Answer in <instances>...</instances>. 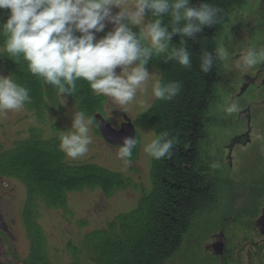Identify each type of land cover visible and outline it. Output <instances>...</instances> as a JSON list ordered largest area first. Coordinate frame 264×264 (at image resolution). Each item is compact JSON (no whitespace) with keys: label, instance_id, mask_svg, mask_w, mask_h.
<instances>
[{"label":"trees","instance_id":"1","mask_svg":"<svg viewBox=\"0 0 264 264\" xmlns=\"http://www.w3.org/2000/svg\"><path fill=\"white\" fill-rule=\"evenodd\" d=\"M245 1L190 0L197 6L210 3L221 7L222 22L205 27L194 38H186L191 54L189 69L175 61L165 63L162 58L149 61L148 69L157 71L159 80L179 81L182 88L172 101L153 100L145 114L138 117L139 125L153 133L168 130L179 142L171 158L151 159V190L139 199L133 210L118 214L104 228L85 234L79 247L67 245L72 256L70 264H83L82 258L89 264H169L185 252L188 238L218 229L224 237L232 228L245 229L225 213L228 203L225 184L214 176L210 160L201 152V146L206 143V130L211 125L209 113L216 104L215 84L223 61H218L208 73L199 68L202 51L215 54V50H219L224 25L230 14ZM259 11L264 19V0ZM7 14L8 10H0V23L7 19ZM133 30L139 29L133 26ZM179 39L173 36L172 43L178 45ZM2 45L0 37V67L5 75H12L18 84L30 90L31 102L24 108L43 122L46 114L61 109L64 99L57 95L53 86L32 75L22 58L19 61L10 59ZM64 101L77 112L83 111L92 117L97 113L102 115L107 102L105 96L94 94L83 80L77 81V92ZM92 130L100 137L95 124ZM59 144L60 137L44 138L40 130H32L27 138L15 142L12 149L0 151V178L18 180L28 196L23 223L29 250L23 264H53L37 223L40 208L66 212L68 194L97 190L108 199L132 185L122 174L95 164L68 163ZM135 155L136 149H133L131 161ZM229 246L218 256L221 264H233L234 248ZM254 255L257 264H264V247H258ZM212 262L216 260H202L194 253L190 264Z\"/></svg>","mask_w":264,"mask_h":264},{"label":"rangeland","instance_id":"2","mask_svg":"<svg viewBox=\"0 0 264 264\" xmlns=\"http://www.w3.org/2000/svg\"><path fill=\"white\" fill-rule=\"evenodd\" d=\"M262 1L246 0L242 7L230 14L228 22L224 25L219 50L224 51L225 57L215 84L216 104L209 113L211 125L206 130V143L201 146L204 158L209 159L211 164L218 162L220 165L213 169L214 176L226 187L225 196L228 203L224 209L225 213L232 218V222H237L240 227L245 228H232L226 236L224 235V248L226 249L228 244L234 248L233 264H257L254 253L258 247H264V237L257 227L264 209V63L247 69L237 67V64H242V58L250 48L256 51L264 48V19L259 11ZM111 28L112 25H108L105 32ZM104 34L98 33L97 38ZM119 70L118 68L117 72ZM148 70L151 75L147 90L138 92L135 100L126 108L115 105L111 98L105 96L107 102L102 114L105 121L116 129L126 117L134 126L139 142L134 148L136 155L131 164L126 166L117 156L118 148L107 146L93 130L90 133L93 142L84 156L75 160L66 156V161L71 164L92 163L120 173L132 185L115 192L108 199L97 190L68 194L66 212L62 209L53 211L40 208L37 223L47 245V255L53 264H70L72 256L67 251V245L79 247L85 234L104 228L107 222L118 214L130 212L137 206L139 199L151 190L152 157L144 151V146L153 137V132L140 126L138 122V117L145 114L152 104V84L159 80L157 71ZM0 75H5L1 67ZM244 78H249V85L241 94L245 84ZM231 101L239 105V111L228 115L224 108L226 103ZM61 103V109L46 114L43 122L38 121L25 108L0 115V151L12 149L15 142L27 138L32 130H40L44 138L61 137L74 131L71 121L77 111L68 102L62 100ZM246 109H251L250 126L244 118L238 121L239 112ZM247 130L250 131V144L243 146L240 141L232 144L236 146L229 149L232 152L229 165V150L226 151V148H229L234 140H240ZM23 195L24 189L17 181L0 179V209L7 223L14 221L12 228L17 241L13 245V252L17 264H23L29 249L22 225ZM221 234L223 235L222 231L218 229L188 238L185 252L169 264H190L194 253L202 260L215 259L216 264H221V259L215 256L211 249L219 242ZM82 263L89 264L85 258H82Z\"/></svg>","mask_w":264,"mask_h":264},{"label":"clouds","instance_id":"3","mask_svg":"<svg viewBox=\"0 0 264 264\" xmlns=\"http://www.w3.org/2000/svg\"><path fill=\"white\" fill-rule=\"evenodd\" d=\"M0 10H8L7 19L0 23V37L10 59L22 58L29 72L53 86L64 100L77 92V81L83 80L94 94L111 98L121 108L147 90L150 60L162 58L189 69L186 38L223 20L221 7L197 6L190 0H0ZM108 25L112 28L105 32ZM101 32L105 34L97 38ZM173 36L180 37L178 45L172 43ZM224 57L223 50L215 54L202 51L201 72H210ZM261 63L264 48H250L237 67L247 69ZM181 88L179 81L157 80L151 95L154 100L172 101ZM30 102L27 87L10 74L0 75V115L22 110ZM224 111L231 115L239 111V105L227 102ZM93 124L94 117L83 111L74 113V131L63 134L59 144L68 158L75 160L89 151ZM138 142L136 135L122 138L117 156L126 166ZM178 142L168 130L154 132L144 151L153 159L171 158ZM219 166L218 162L210 165Z\"/></svg>","mask_w":264,"mask_h":264},{"label":"water","instance_id":"4","mask_svg":"<svg viewBox=\"0 0 264 264\" xmlns=\"http://www.w3.org/2000/svg\"><path fill=\"white\" fill-rule=\"evenodd\" d=\"M244 81L245 84L240 92L241 94L247 89L249 85L248 78H245ZM93 117L94 124L100 138L109 147L118 148L123 137L136 135L133 124L126 117L123 118V122L121 123L119 128L116 129L110 126L101 114L97 113ZM247 136L248 135L241 137L240 140H234L232 144L237 143V141H240V144L245 146L248 143V141L246 140ZM257 227L259 228L260 234L264 237V209L262 211L261 218L257 222ZM224 247L225 239L222 235H220L219 242L214 244L211 249L215 256H222Z\"/></svg>","mask_w":264,"mask_h":264},{"label":"flooded vegetation","instance_id":"5","mask_svg":"<svg viewBox=\"0 0 264 264\" xmlns=\"http://www.w3.org/2000/svg\"><path fill=\"white\" fill-rule=\"evenodd\" d=\"M263 106H264V104H263ZM256 108H258V107L256 106ZM250 111H251V109H246L244 111L239 112L238 121H240L241 119L244 118L246 124H249V126H250V118H251L250 117ZM249 134H250L249 130H247V132L245 131V133L242 134V137L245 135H248L246 138L248 143L245 146H248L251 142L249 139L250 138ZM233 146H236V145H232V143H231V146H229V148H226V151H228L229 149H232L231 147H233ZM231 155H232V152H231V150H229V154L227 155V158L229 160V165L231 164V160H230L232 158ZM0 179H2V178H0ZM15 181H17L22 186V188L24 189L23 202H22V207H21V212L23 213L24 205L26 203L28 196H27V192H26L24 186L18 180H15ZM22 219H23V214H22ZM13 222L14 221L7 223L5 221V217H4V215L0 209V264H17V260H16L17 258L15 257L16 255L13 252V245H14L15 241H17L16 236L14 235V232H13V228H12ZM22 225L24 226V223H22ZM24 228H25V226H24ZM25 232H26V229H25ZM25 234L27 235V233H25ZM27 240H28V236H27Z\"/></svg>","mask_w":264,"mask_h":264}]
</instances>
